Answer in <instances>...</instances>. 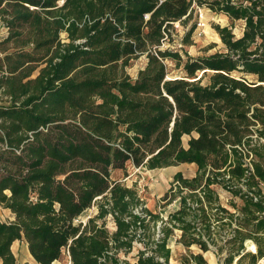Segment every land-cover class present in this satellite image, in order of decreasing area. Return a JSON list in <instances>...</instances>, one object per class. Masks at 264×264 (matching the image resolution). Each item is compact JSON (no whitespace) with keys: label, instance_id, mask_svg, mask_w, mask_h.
Instances as JSON below:
<instances>
[{"label":"trees","instance_id":"1","mask_svg":"<svg viewBox=\"0 0 264 264\" xmlns=\"http://www.w3.org/2000/svg\"><path fill=\"white\" fill-rule=\"evenodd\" d=\"M196 4L244 20L243 34L216 25L225 51L204 56L163 49ZM0 19V204L13 214L0 220L1 264L19 263L18 240L26 264L64 249L71 264H170L172 236L199 247L185 264H208L209 250L264 264V0H0ZM181 163L197 173L174 175L166 216L112 177Z\"/></svg>","mask_w":264,"mask_h":264},{"label":"rangeland","instance_id":"2","mask_svg":"<svg viewBox=\"0 0 264 264\" xmlns=\"http://www.w3.org/2000/svg\"><path fill=\"white\" fill-rule=\"evenodd\" d=\"M234 24L233 33L236 37H240L243 34L245 21L244 20H232L230 16L213 11L207 6L195 5L193 16L186 23L176 21L173 27L170 29V36L164 41L162 48L171 49L173 51H179L183 58H186V53L197 57L209 55L215 52H224L225 45L222 42L217 30L216 25L219 26H231ZM195 25L192 34L187 37L189 29ZM7 34V29L4 27L0 19V38ZM146 55H142L139 58L133 59L127 72L132 78H136L140 69L144 68L147 64ZM168 67V78L180 77L183 71L176 65V62L171 59L165 60ZM202 72H199L201 75ZM177 172H183L184 175L190 176L195 172V166L190 163L178 164L170 167H163L157 170H146L135 168L128 165V174L125 176L122 170L113 171L112 177L115 180H122V182L129 186H135L144 200L145 205L155 212H160L162 216H166L170 211L178 206L177 200L172 203L168 202V198H165L170 183L174 180V175ZM264 191V188H263ZM222 200L226 203L228 194L219 189ZM166 199V200H165ZM98 212L97 204L92 205L83 215L82 219H87L89 216H93ZM0 220L11 221L13 215L10 210L0 204ZM108 228L114 230L113 220L108 219ZM177 234V232H175ZM178 235V234H177ZM251 243L247 244V248H251ZM172 249V257L170 264H185L187 259L191 257V254L199 253V247L192 246L189 249L184 247L181 243L173 240L170 243ZM12 250L18 258V264H25L30 260L28 246L25 240L16 241L12 246ZM136 250L124 256V259L133 262L134 254ZM208 264H219L218 258L212 250L203 253ZM32 261V260H31ZM67 253L66 249L63 250L60 260L55 264H66ZM264 263V261H263ZM188 264V263H187Z\"/></svg>","mask_w":264,"mask_h":264},{"label":"crops","instance_id":"3","mask_svg":"<svg viewBox=\"0 0 264 264\" xmlns=\"http://www.w3.org/2000/svg\"><path fill=\"white\" fill-rule=\"evenodd\" d=\"M187 140H188V137H185L184 138V141H185V144H187ZM181 164H184V163H181ZM190 164H193L194 166H195V172L192 174V175H190V176H186V175H184V173H183V175L185 176V177H187V178H192V177H194L195 175H196V173H197V165L196 164H194V163H190ZM170 167V166H169ZM141 169V168H140ZM142 169H146V168H142ZM160 169V168H159ZM116 170H118V169H116ZM115 170V171H116ZM146 170H148V169H146ZM153 170H157V169H153ZM153 170H150V171H153ZM149 208V207H148ZM150 209V208H149ZM151 211H153V212H155V210H152V209H150ZM12 214V213H11ZM13 215V214H12ZM177 239V236H172L171 237V239H170V243L173 241V240H176ZM18 241H20V240H18ZM16 242V241H15ZM15 242L13 243V245L15 244ZM170 243H169V246H170ZM28 246V245H27ZM28 252H29V250H28ZM29 256H30V260H28V262H26V263H29V262H31V260H32V257H31V255H30V253H29ZM17 257V256H16ZM18 259V258H17ZM25 263V264H26ZM1 264V263H0Z\"/></svg>","mask_w":264,"mask_h":264},{"label":"built area","instance_id":"4","mask_svg":"<svg viewBox=\"0 0 264 264\" xmlns=\"http://www.w3.org/2000/svg\"><path fill=\"white\" fill-rule=\"evenodd\" d=\"M138 245H140V244H138ZM66 253H67V262H66V264H71L72 263L71 262V257H70L69 251L67 249H66ZM122 258L124 259V256H122Z\"/></svg>","mask_w":264,"mask_h":264},{"label":"bare ground","instance_id":"5","mask_svg":"<svg viewBox=\"0 0 264 264\" xmlns=\"http://www.w3.org/2000/svg\"><path fill=\"white\" fill-rule=\"evenodd\" d=\"M250 247H251V249L255 250V245L253 243L251 244Z\"/></svg>","mask_w":264,"mask_h":264},{"label":"water","instance_id":"6","mask_svg":"<svg viewBox=\"0 0 264 264\" xmlns=\"http://www.w3.org/2000/svg\"><path fill=\"white\" fill-rule=\"evenodd\" d=\"M202 74V73H201ZM199 76H201V75H199ZM176 78H180V77H176ZM168 79H171V78H168ZM251 250H253V249H251ZM253 251H256V249L255 250H253Z\"/></svg>","mask_w":264,"mask_h":264}]
</instances>
